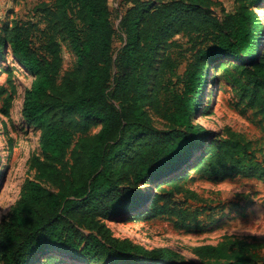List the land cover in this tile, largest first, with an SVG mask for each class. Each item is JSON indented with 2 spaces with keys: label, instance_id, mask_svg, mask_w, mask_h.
Masks as SVG:
<instances>
[{
  "label": "trees",
  "instance_id": "16d2710c",
  "mask_svg": "<svg viewBox=\"0 0 264 264\" xmlns=\"http://www.w3.org/2000/svg\"><path fill=\"white\" fill-rule=\"evenodd\" d=\"M205 1H130L122 25L126 41L115 59L108 0H51L46 12L64 27L78 58L61 81V48L49 25L16 23L7 38L0 35V52L10 48L35 75L25 92L23 114L41 130L45 158L33 157L31 168L37 174L3 221L0 264H34L40 256L57 252L88 264H180L166 248L81 233L74 221L100 228L101 217L136 210L144 196L151 212L162 211L182 227H191L204 208L186 204L202 198L188 186L187 175L176 173L192 169L191 179L264 174V134L254 140L223 128L219 137L196 122L194 103L211 61L248 57L246 72L256 85L247 95V108L254 118L260 117L257 124L264 131V58L254 49L263 27L255 7L262 0H235L239 8L222 22L191 29L188 47L172 42L157 69L151 96L146 95L161 43L172 38L178 23L198 17ZM147 101L157 116L173 125L161 139L150 138ZM94 120L101 128L89 137L85 133ZM76 140L82 152L72 156L67 176L59 165ZM156 181L161 194L154 188L143 195V186ZM260 248L257 242L225 236L218 244L195 250L214 264H264Z\"/></svg>",
  "mask_w": 264,
  "mask_h": 264
},
{
  "label": "rangeland",
  "instance_id": "374dc122",
  "mask_svg": "<svg viewBox=\"0 0 264 264\" xmlns=\"http://www.w3.org/2000/svg\"><path fill=\"white\" fill-rule=\"evenodd\" d=\"M130 1L132 0H108L114 28L115 59L126 41L122 25L131 5ZM165 1L167 0H158L157 3ZM47 3H51V0H0V35L7 38L16 23L39 22L40 27L49 25L61 48V81L77 66L78 58L64 27L58 25L57 20L46 12ZM238 8L235 0H206L202 3L198 17L194 14L187 23H178L172 38L162 42L156 53L149 74L147 97L151 96L157 69L169 52L172 42L184 48L188 47L191 29L205 22H222L226 14L234 13ZM255 9L263 27L254 49L264 58V0ZM249 64L248 57L228 56L211 61L206 69V80L199 88L198 99L194 101L197 103L195 117L196 122L202 123L219 137L222 136L223 128H232L254 140L264 134L257 124L260 117L254 118L253 112L247 108V95L252 94L256 85L249 82L246 72ZM118 69L119 65L115 64L114 72ZM183 71L184 65L180 67V72ZM34 79L35 75L20 64L10 48L0 52V231L3 221L20 199L27 181L37 174V170L31 168L33 157L38 155L45 159L40 145L41 130L31 124L23 114L25 92ZM148 104L150 101L145 102V107L153 125L150 138L161 139L173 130V125L157 116ZM100 128L101 123L94 120L93 126L85 134L94 137ZM81 152L82 148L76 140L59 165L65 175H69L72 156ZM176 174L187 175L188 186L202 198V201L192 200L186 204L193 208H204L197 224L182 227L177 218L170 214L162 211L151 212L149 202L144 201L142 196L143 203L138 209L112 218L101 217L100 228L88 229L77 220L74 221L75 226L85 234L93 233L102 237L107 234L150 249L166 248L173 260L180 264H214V260L201 258L195 248L202 244H218L225 236L257 242L264 254V174L261 177L233 175L225 179L206 176H195L191 179L194 175L192 169H184ZM158 184L156 181L153 185L143 186V195L148 193V189L154 188L161 194ZM34 264L88 263L57 252L40 256Z\"/></svg>",
  "mask_w": 264,
  "mask_h": 264
}]
</instances>
